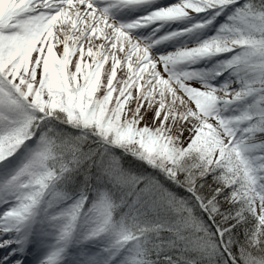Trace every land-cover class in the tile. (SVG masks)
I'll return each mask as SVG.
<instances>
[{"label": "snow or ice", "instance_id": "snow-or-ice-1", "mask_svg": "<svg viewBox=\"0 0 264 264\" xmlns=\"http://www.w3.org/2000/svg\"><path fill=\"white\" fill-rule=\"evenodd\" d=\"M0 264H264V0H0Z\"/></svg>", "mask_w": 264, "mask_h": 264}]
</instances>
